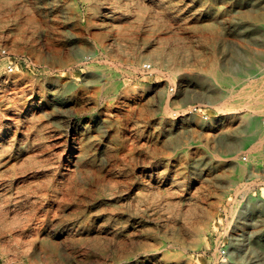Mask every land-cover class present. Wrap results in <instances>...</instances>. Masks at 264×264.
<instances>
[{"label": "rangeland", "instance_id": "rangeland-1", "mask_svg": "<svg viewBox=\"0 0 264 264\" xmlns=\"http://www.w3.org/2000/svg\"><path fill=\"white\" fill-rule=\"evenodd\" d=\"M263 18L264 0H0V264H264V158L226 156L244 111L209 72L264 77Z\"/></svg>", "mask_w": 264, "mask_h": 264}, {"label": "bare ground", "instance_id": "bare-ground-1", "mask_svg": "<svg viewBox=\"0 0 264 264\" xmlns=\"http://www.w3.org/2000/svg\"><path fill=\"white\" fill-rule=\"evenodd\" d=\"M209 25L215 26L213 23ZM148 55L156 66L165 65L166 62L159 51H150ZM168 55L172 58V53ZM140 61L141 56L136 55L132 61L133 67L136 68ZM209 72L218 84L229 85L232 89L231 94L221 101V106L224 109L235 108L243 109L244 111L240 116L242 127L239 133L232 140H227L226 156L230 154V148L232 145L249 144L251 159H263L264 129H259L257 127L253 118V113L264 111V77L255 82L239 81L238 75L232 69L222 68L217 62L210 63ZM107 85L109 86V83ZM220 94L221 91L218 89L209 93L208 96L217 97ZM232 167V171L225 175V177L235 183H241L247 172V164L240 160L238 164L233 165Z\"/></svg>", "mask_w": 264, "mask_h": 264}, {"label": "built area", "instance_id": "built-area-1", "mask_svg": "<svg viewBox=\"0 0 264 264\" xmlns=\"http://www.w3.org/2000/svg\"><path fill=\"white\" fill-rule=\"evenodd\" d=\"M3 52L4 53H7V50H4ZM7 68H8V70L10 72L14 71V69H15V62L13 60H10L9 63H8Z\"/></svg>", "mask_w": 264, "mask_h": 264}]
</instances>
